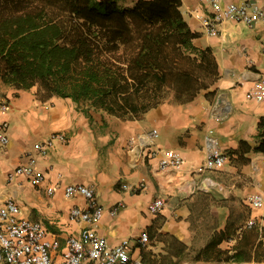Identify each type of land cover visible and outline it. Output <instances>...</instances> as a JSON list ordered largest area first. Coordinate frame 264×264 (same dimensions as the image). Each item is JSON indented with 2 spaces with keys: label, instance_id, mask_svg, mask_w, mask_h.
Here are the masks:
<instances>
[{
  "label": "crops",
  "instance_id": "1",
  "mask_svg": "<svg viewBox=\"0 0 264 264\" xmlns=\"http://www.w3.org/2000/svg\"><path fill=\"white\" fill-rule=\"evenodd\" d=\"M117 1L128 8L138 0ZM231 1L254 2L264 11V0ZM180 2L187 24L200 34L194 44L210 47L217 63L211 100L202 92L178 104L168 95L145 115L125 119L94 110L86 114L68 98L40 101L36 87L17 91L0 83V104L8 107L0 111V125L6 124L9 139L0 147V200L14 202L20 219L40 223L46 239L59 242L50 251L56 263L67 238L86 226L69 218L72 208H85L86 202L65 197L67 185L94 189L104 212L92 228L110 246L128 241L131 258L142 264L264 263V203L256 208L248 201L253 194L264 197V153L240 149L241 141L254 147L264 118V101L254 90L264 78V21L248 26L223 13L216 33L208 36L202 18L211 17L212 9L201 0ZM208 131L227 157L213 169L205 168ZM53 134L65 142L38 156L43 181L10 179L34 146ZM169 151L178 153L181 163L162 168L159 162ZM241 154L243 163L237 159ZM140 183L139 193L121 187ZM157 198L165 205L152 214L149 205ZM142 234L148 235L146 247L137 243Z\"/></svg>",
  "mask_w": 264,
  "mask_h": 264
},
{
  "label": "trees",
  "instance_id": "2",
  "mask_svg": "<svg viewBox=\"0 0 264 264\" xmlns=\"http://www.w3.org/2000/svg\"><path fill=\"white\" fill-rule=\"evenodd\" d=\"M180 0H0V83L68 98L88 114L138 118L168 95L178 104L211 90L218 67L187 24ZM253 148L264 153V118ZM242 158V160H241ZM241 162L247 159L237 157Z\"/></svg>",
  "mask_w": 264,
  "mask_h": 264
},
{
  "label": "built area",
  "instance_id": "3",
  "mask_svg": "<svg viewBox=\"0 0 264 264\" xmlns=\"http://www.w3.org/2000/svg\"><path fill=\"white\" fill-rule=\"evenodd\" d=\"M213 11V15L202 18L204 33L208 36L216 33L217 25L223 20V13L229 19L237 23L251 26L258 21H264V11L254 2L236 3L231 0H201ZM224 3V9L222 4ZM264 53V45H263ZM255 96L264 101V78L255 85ZM8 110L6 104L0 106V111ZM156 136L155 131L151 133L149 142ZM206 159L205 168L213 169L226 163L227 157L222 153L217 141L212 138L208 131L206 136ZM56 142L64 143L65 137L61 134H53L42 143L34 146L33 151L28 154L25 165L17 167L9 178L24 176L33 184L43 181V175L36 169L38 156L44 157L53 148ZM9 143L6 134V124L0 125V147ZM181 163L178 153L169 151L159 162L162 168H175ZM124 189H131L137 193L144 189L140 183L136 186L121 185ZM51 194L52 189H48ZM65 197L78 196L86 202L85 208L74 207L69 212V218L76 222L84 223L86 226L79 234L67 238L65 249L61 254L60 261L56 263L51 257V250L59 248L58 241L46 239L44 227L38 223L19 218L18 206L12 201L0 200V264H142L141 261L131 258L128 241H120L115 246H110L107 241L98 236L92 225L102 219L104 209L98 204L95 191L92 187L85 185H67L64 187ZM250 205L259 208L263 206L264 197L261 194H253L248 198ZM163 199H155L149 205L152 214H158L164 208ZM252 222L249 223L251 225ZM138 246L148 245V235L142 234L138 240ZM202 264V263H201Z\"/></svg>",
  "mask_w": 264,
  "mask_h": 264
},
{
  "label": "rangeland",
  "instance_id": "4",
  "mask_svg": "<svg viewBox=\"0 0 264 264\" xmlns=\"http://www.w3.org/2000/svg\"><path fill=\"white\" fill-rule=\"evenodd\" d=\"M3 104V103H2ZM2 104H0V106L2 105ZM264 264V263H263Z\"/></svg>",
  "mask_w": 264,
  "mask_h": 264
}]
</instances>
